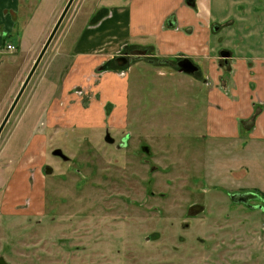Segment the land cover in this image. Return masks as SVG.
<instances>
[{
  "label": "rangeland",
  "instance_id": "rangeland-1",
  "mask_svg": "<svg viewBox=\"0 0 264 264\" xmlns=\"http://www.w3.org/2000/svg\"><path fill=\"white\" fill-rule=\"evenodd\" d=\"M67 1L19 0L5 38L14 50H0V123ZM131 1L74 0L1 133L0 264H264V142L233 148L209 135L201 75L140 61L121 68L131 71L123 116L105 109L123 127L42 125L78 33ZM113 66L97 72L125 74ZM195 95L193 110L183 105Z\"/></svg>",
  "mask_w": 264,
  "mask_h": 264
},
{
  "label": "crops",
  "instance_id": "crops-1",
  "mask_svg": "<svg viewBox=\"0 0 264 264\" xmlns=\"http://www.w3.org/2000/svg\"><path fill=\"white\" fill-rule=\"evenodd\" d=\"M18 9L19 0H0L2 52L11 44L5 38L15 31ZM262 20L264 0H195L194 7H188L185 0H132L129 9L109 13L78 33L70 71L62 80L61 98L49 104L42 125L64 123L71 129H92L105 128L110 122V127H123L122 118L116 123L106 121L105 109L111 105L113 118L123 116L131 71L119 74L97 70L125 47L135 46L150 48L154 56L167 60L187 58L198 67L202 80L196 81V85L202 84L207 89L206 127L212 138L230 139L233 148L245 142L247 148L252 143L261 145L264 142V21L262 27L257 22ZM223 52L229 56L222 58ZM73 88L81 89L84 95H73ZM186 97L191 102L185 101L183 105L193 110L199 97ZM250 155L245 156L249 162ZM256 159L264 163V157ZM22 174H13V185L22 184ZM39 186L41 197L43 185ZM14 189L10 190L13 196Z\"/></svg>",
  "mask_w": 264,
  "mask_h": 264
},
{
  "label": "water",
  "instance_id": "water-1",
  "mask_svg": "<svg viewBox=\"0 0 264 264\" xmlns=\"http://www.w3.org/2000/svg\"><path fill=\"white\" fill-rule=\"evenodd\" d=\"M74 0H68L65 7L63 8L60 16L58 17L55 25L53 26L47 40L45 41L42 49L40 50L38 56L36 57L30 71L28 72L25 80L23 81V83L21 84V87L19 89V91L17 92L10 108L8 109L6 115L4 116L1 124H0V135L5 127V125L8 123L16 105L18 104L22 94L24 93L28 83L30 82L32 76L34 75L39 63L41 62L42 58L44 57L47 49L49 48L52 40L54 39L57 31L59 30L63 20L65 19L70 7L72 6ZM131 54H136L138 56H143L146 54V51L145 50H137V51H134L132 52ZM221 56L222 58H227L229 56V53L227 52H223L221 53ZM130 60H128L127 58L125 57H118L115 59V64L118 66V67H123L124 65H126ZM152 63V62H151ZM158 64H170V62H168L167 60H159L157 61ZM177 67H179V70L178 72L180 73H184V74H189V75H192L193 73L197 72L198 71V68L196 66H194L191 62H189L188 60H185L184 62L181 61V62H178L177 63ZM105 141L108 143V144H112L114 142V140L109 136V134H106L105 136ZM53 155L54 156H57V157H60L62 160H67V157L64 156L61 152V150L57 149V150H54L53 152ZM46 172V171H45ZM46 173H49V172H46ZM236 197H245V196H239V195H232V200H234L235 202H238V200H235ZM258 209H260L261 211L264 212V206L260 205L257 207Z\"/></svg>",
  "mask_w": 264,
  "mask_h": 264
},
{
  "label": "flooded vegetation",
  "instance_id": "flooded-vegetation-1",
  "mask_svg": "<svg viewBox=\"0 0 264 264\" xmlns=\"http://www.w3.org/2000/svg\"><path fill=\"white\" fill-rule=\"evenodd\" d=\"M185 4L188 6V7H194L195 6V0H185ZM137 50H145L146 51V54L145 55H143V56H138V55H136V54H131L132 52H134V51H137ZM118 57H125V58H127L128 60H130L126 65H124L123 67H118L116 64H115V59L116 58H118ZM159 60H167V59H163V58H157L156 59V57L152 54V50L149 48H137V47H135V46H127V47H125L123 50H121V52L117 55V56H115V57H113V58H111L110 60H108V61H111L112 63H113V65L115 64L117 67H118V70H120V71H122V72H124V70H121V68H125V67H128V66H131V65H133V64H135V63H138V62H140V61H143V62H146V63H148V64H150V65H160V66H164V67H169V68H172V69H174L175 71H177L178 72V70H179V67H177V63L178 62H181V61H185V60H188L189 62H191L192 63V61L191 60H189V59H187V58H177V59H173V60H167L168 62H170V64H158L157 63V61H159ZM107 61V62H108ZM152 62V63H151ZM106 63V62H105ZM193 64V63H192ZM194 65V64H193ZM195 66V65H194ZM197 67V66H196ZM198 68V67H197ZM117 70V71H118ZM109 71H111V70H109ZM186 75H189V74H186ZM196 75H199V72L197 71V72H195V73H193L192 75H189V76H196ZM21 87V86H20ZM13 102V101H12ZM12 104V103H11ZM11 106V105H10ZM10 108V107H9ZM16 108V107H15ZM15 110V109H14ZM14 112V111H13ZM7 113V112H6ZM6 115V114H5ZM1 124V123H0ZM6 126V125H5ZM5 128V127H4ZM4 130V129H3ZM1 136V135H0ZM107 143V142H106ZM114 143V142H113ZM112 143V144H113ZM122 145H123V143H122ZM143 149H145V148H143ZM146 150V149H145ZM54 152V151H53ZM53 152H52V154H53ZM54 157H57V156H54ZM57 158H60V157H57ZM49 172V173H46V172ZM51 168L50 167H47V166H44V168H43V173L44 174H51ZM249 203L251 204L252 203V200H250L249 201ZM260 203V202H259ZM263 206H264V204H263ZM195 206H193V208H190L191 210H197V208H194Z\"/></svg>",
  "mask_w": 264,
  "mask_h": 264
},
{
  "label": "trees",
  "instance_id": "trees-1",
  "mask_svg": "<svg viewBox=\"0 0 264 264\" xmlns=\"http://www.w3.org/2000/svg\"><path fill=\"white\" fill-rule=\"evenodd\" d=\"M112 67H114L113 63L111 61H108V62L104 63L100 68L103 70H107V69H111Z\"/></svg>",
  "mask_w": 264,
  "mask_h": 264
},
{
  "label": "built area",
  "instance_id": "built-area-1",
  "mask_svg": "<svg viewBox=\"0 0 264 264\" xmlns=\"http://www.w3.org/2000/svg\"><path fill=\"white\" fill-rule=\"evenodd\" d=\"M5 50L8 51V52H11V51L14 50V47H13V45H11V44H7V45L5 46Z\"/></svg>",
  "mask_w": 264,
  "mask_h": 264
}]
</instances>
